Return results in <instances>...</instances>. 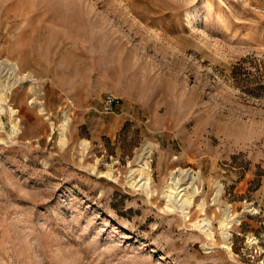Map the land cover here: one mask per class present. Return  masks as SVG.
<instances>
[{
    "label": "rangeland",
    "instance_id": "374dc122",
    "mask_svg": "<svg viewBox=\"0 0 264 264\" xmlns=\"http://www.w3.org/2000/svg\"><path fill=\"white\" fill-rule=\"evenodd\" d=\"M8 59L0 264H264V0H0Z\"/></svg>",
    "mask_w": 264,
    "mask_h": 264
},
{
    "label": "bare ground",
    "instance_id": "6f19581e",
    "mask_svg": "<svg viewBox=\"0 0 264 264\" xmlns=\"http://www.w3.org/2000/svg\"><path fill=\"white\" fill-rule=\"evenodd\" d=\"M2 64H0V68H2L3 70H6V74L4 73L5 74L4 79H2L0 77V115L6 113L7 110L11 113V115H16L18 113V109L14 108L12 105H10V101H11L10 95L13 93V91L17 87H20V83L22 80H24L26 83H28L29 90L35 91V88L31 83L33 80L32 79L33 75L32 76L28 75L29 73L19 75L18 74V72L20 71L19 64L17 62L11 61L9 59L5 61V65H2ZM35 93H37V92H35ZM34 95H37V94H34ZM29 103L32 107L36 108L37 112L40 115H43L47 119V121H49L51 123L52 126L54 125L53 119L50 118L46 107L42 103H38L35 98L32 99ZM69 122H70V116L66 115L63 122H62V129L63 130H62L61 135L63 136V138H62L63 142H65V130L67 129ZM12 132L16 133V134L20 132L19 126H18L17 121L15 119L13 120ZM82 143L84 145H86V141H84ZM148 146H146L144 148V153L142 154V156H143L142 160H145L147 157L148 158L150 157V150L147 149ZM138 166H139V170L141 173L140 174L141 179H139L137 181V185L142 182V184L140 186L143 187L144 189L149 190L151 187V184H152V173H151L149 161L145 160L144 163L139 162ZM177 172H179L180 175H183V176L189 175V177H187L188 182H183V179L181 177L177 176ZM196 179H197V177L193 173L189 174L188 170L178 169L175 172H173V175L171 176V180L167 185V193L166 194H168V201L170 203L174 204L175 200H179L178 198H180V201L182 202L181 208H185L184 206H186L188 204L190 205L191 200L188 197L187 189H188V186L193 184ZM134 183H135V181H134ZM186 183H189V185H185V187H182V185L186 184ZM183 191H185V192L182 194ZM227 219H229V215H228V213H225V216L223 218L224 223ZM205 221H206V219H205ZM207 223L209 224V221ZM197 225H200V224L198 223ZM225 225L229 226V223H225ZM229 235H230V233L227 231L225 234V238H228ZM228 247H229V245H228Z\"/></svg>",
    "mask_w": 264,
    "mask_h": 264
},
{
    "label": "built area",
    "instance_id": "2783aa9c",
    "mask_svg": "<svg viewBox=\"0 0 264 264\" xmlns=\"http://www.w3.org/2000/svg\"><path fill=\"white\" fill-rule=\"evenodd\" d=\"M121 102V99L116 95L110 93L105 96L104 100V111L110 112Z\"/></svg>",
    "mask_w": 264,
    "mask_h": 264
}]
</instances>
